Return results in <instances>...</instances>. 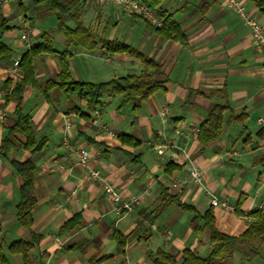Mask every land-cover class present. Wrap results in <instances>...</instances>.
Listing matches in <instances>:
<instances>
[{
  "label": "crops",
  "instance_id": "obj_1",
  "mask_svg": "<svg viewBox=\"0 0 264 264\" xmlns=\"http://www.w3.org/2000/svg\"><path fill=\"white\" fill-rule=\"evenodd\" d=\"M74 1L84 24L92 27L85 22V12L95 3ZM257 1L241 0L264 27ZM105 8L103 27L92 28L154 58L163 64L168 78L165 87L148 100L131 101L121 109L122 95L107 94L102 105L89 108L84 100L56 88L44 92L42 86L60 72L59 53L63 51L69 52L73 77L86 82L139 74L145 69L139 59L107 52L100 44L94 49L69 45L48 7H37L33 0H0V18H7L10 26L4 41L12 49V55L0 65V140L6 133L4 126L15 120V105L6 103L4 88L6 80L15 84L23 75L15 61L43 42L44 34L54 38L55 49L35 59L41 86L29 85L24 94L23 109L32 117L36 136L48 138L45 148L33 156L37 206L31 230L21 225L16 215L22 178L12 160L23 161L32 155L19 148L8 158L0 156V243L9 264H25L24 257L11 254L8 246L31 239L32 233L41 238L29 264H153L158 249L178 253L179 260L186 248L208 257L209 233L193 231V214L176 201L159 207L164 189L201 213L211 208L217 227L233 235L247 229L252 221L250 212L264 207V161L259 160L264 148L257 136L264 126L259 122L264 119V50L253 39L251 28L228 0H162L158 9L173 13L183 41L162 38L143 19L119 7ZM124 19L129 29L117 35ZM26 22L32 26L28 40L22 38ZM67 24L76 27L72 19ZM215 90L227 96L211 95ZM217 104L229 106L227 117L232 111L235 115L245 112L247 118L244 123L227 122L220 137L203 147L196 128ZM123 134L137 137L141 145L123 144ZM163 146L165 153L160 156L157 147ZM82 148L91 151L88 165L79 163ZM91 168L100 170L122 198H138L135 209L127 212L107 195L103 183L90 175ZM192 168L202 172V184L190 179ZM179 178L189 181L173 186ZM213 198L227 201L234 210L213 206ZM76 214L81 215V226L62 230ZM116 230L129 237L121 249L112 237ZM82 240L89 241L86 251L69 248ZM105 255L113 257L92 262ZM224 264H264V241H257L255 248L238 247Z\"/></svg>",
  "mask_w": 264,
  "mask_h": 264
},
{
  "label": "trees",
  "instance_id": "obj_2",
  "mask_svg": "<svg viewBox=\"0 0 264 264\" xmlns=\"http://www.w3.org/2000/svg\"><path fill=\"white\" fill-rule=\"evenodd\" d=\"M37 7H48L55 13L59 29L65 34L69 45L83 46L87 49H94L100 44V47L110 53H123L135 59H139L145 66V69L139 73L127 74L103 82L78 81L71 72L69 65V52L63 51L59 53L61 70L55 78L48 79L42 86L43 91L47 92L56 88L69 97H75L79 100L86 101L89 108H95L103 104L105 95H122V101L119 109L123 108L131 101L140 102L148 100L157 90L165 87L168 78L165 74L163 64L157 62L154 58L146 55L138 48L124 41L117 39H107L104 35H99L94 28L88 27L81 19L82 11L75 7L74 0H33ZM151 9L160 11L163 18V25L156 26L141 15L135 16L143 19L146 24L164 39H173L183 41L184 35L180 24L174 18L173 13L166 10L158 9V5L162 0H142ZM257 4L260 11L264 14V1L258 0ZM76 22L75 28H70L67 24L68 20ZM10 29L9 20L5 17L0 18V65L12 55V49L5 43L4 36ZM43 42L31 46L21 57L19 69L23 75L19 82L13 83L8 79L4 83L7 90L6 103H14L15 120L4 126L5 136L0 140V156L8 158L12 150L24 148L32 155L26 160H12V164L17 174L22 178L20 187V200L16 205V215L21 225L31 230L34 218L33 211L37 206V197L35 195V169L36 163L33 156L42 151L48 141L46 136L40 139L36 136L32 117L29 113H25L23 109L25 90L27 86L40 87L37 81L34 61L36 58L46 53H54V38L49 34H44ZM196 93L203 94L200 90H194ZM211 95H220L226 97V92L215 90ZM229 106L217 104L210 111L207 119L200 125L197 134L198 141L203 147L215 142L221 135L224 125L229 121H238L244 123L247 115L245 112L235 115L230 111L229 117L227 113ZM257 136L263 140L264 148V126L258 130ZM123 144L133 147L141 145L142 141L133 135L123 134L121 137ZM259 160L264 161V153ZM171 201L177 204L185 211L191 212L193 218L191 227L197 234L205 231L210 236L211 251L208 257L203 258L190 248H186L182 252V258H177L178 253L158 249L153 254V264H224L228 259L232 258L238 247L255 248L257 241H264V207L256 208L250 212L252 221L247 229L239 234L233 235L221 231L217 227V218L210 208L205 213H201L194 205L183 202L178 196L171 195L168 190L162 192L160 208H163ZM240 209V207H238ZM81 226V215L76 214L70 218L63 226L62 230H71L74 227ZM2 233V225L0 222V235ZM112 237L116 240L119 249L123 248L128 236L116 230ZM41 236L32 233L29 240H18L12 242L8 246L11 254H21L24 257L25 264H29L30 256L39 242ZM88 240H82L71 244L69 248L86 251ZM113 255H105L98 259H93L94 263H101L111 259ZM0 264H9L3 245L0 243Z\"/></svg>",
  "mask_w": 264,
  "mask_h": 264
},
{
  "label": "built area",
  "instance_id": "obj_3",
  "mask_svg": "<svg viewBox=\"0 0 264 264\" xmlns=\"http://www.w3.org/2000/svg\"><path fill=\"white\" fill-rule=\"evenodd\" d=\"M101 4H113L124 11L132 14H138L146 18L148 21L154 23L156 26L163 25V18L157 11L151 9L147 4H145L142 0H97ZM228 5L239 14V16L245 21V23L251 28L253 39L257 44L263 47L264 50V27L259 22L258 19L253 17L246 9L245 5L241 0H228ZM32 26L29 22H26L23 28V35L22 38L28 40L29 33L31 32ZM20 60L15 61V65L18 66ZM264 69V66H263ZM3 118V115H2ZM69 121V118H67ZM260 123H264L263 118H259ZM198 133L199 128H196ZM66 142H68L66 140ZM158 154L163 156L165 153L166 147H157ZM79 156V163L83 165H88L89 160L91 158V151L87 148H82L78 151ZM190 179L193 180L195 183L202 184L203 183V175L202 172L198 168H192L189 172ZM90 175L101 181L104 186V191L107 195H110L115 202L121 203V208L126 210L127 212H132L135 209V205L139 203V199H131L126 200L122 198L119 190L110 184L105 177L102 175L101 171L95 168L90 169ZM189 181L186 178H179L175 179L172 182L173 186H179L185 184ZM213 206H221L228 210H234V207L231 206L227 201H220L217 198H213L211 200Z\"/></svg>",
  "mask_w": 264,
  "mask_h": 264
},
{
  "label": "rangeland",
  "instance_id": "obj_4",
  "mask_svg": "<svg viewBox=\"0 0 264 264\" xmlns=\"http://www.w3.org/2000/svg\"><path fill=\"white\" fill-rule=\"evenodd\" d=\"M89 1L94 2L95 4H90L89 8L86 10L85 22L92 27H96L97 25H101V28H102L103 25L101 24V21L103 22V20H102V18H103V12H102L103 7H106L105 9H107L109 6H113V7H117V6H114L113 4H101L97 0H89ZM157 12H158V14H160V11H157ZM130 14H132V13H130ZM129 25L130 24L127 20L122 22L120 24L118 30H117V35H121L120 33H123L127 27L129 29ZM117 37H119V39H121L123 36H117Z\"/></svg>",
  "mask_w": 264,
  "mask_h": 264
}]
</instances>
